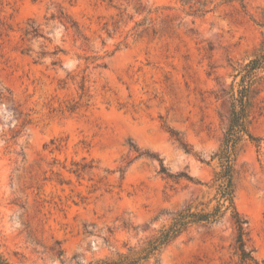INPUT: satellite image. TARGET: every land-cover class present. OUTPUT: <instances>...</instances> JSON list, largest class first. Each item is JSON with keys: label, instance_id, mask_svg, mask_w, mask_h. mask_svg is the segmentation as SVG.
<instances>
[{"label": "rangeland", "instance_id": "rangeland-1", "mask_svg": "<svg viewBox=\"0 0 264 264\" xmlns=\"http://www.w3.org/2000/svg\"><path fill=\"white\" fill-rule=\"evenodd\" d=\"M135 1L0 0V254L8 264L115 258L187 204L216 203L206 182L230 115L217 95L232 80L230 60L248 59L263 37L264 0H243L247 13L240 0L222 3L204 17L174 0H143L159 10L138 13ZM30 23L45 37L27 35ZM254 131L264 138V116ZM140 151L205 183L172 187L160 161ZM235 189L249 247L264 264V139L260 152L247 143L240 153ZM235 241L227 214L140 264H237Z\"/></svg>", "mask_w": 264, "mask_h": 264}, {"label": "trees", "instance_id": "trees-1", "mask_svg": "<svg viewBox=\"0 0 264 264\" xmlns=\"http://www.w3.org/2000/svg\"><path fill=\"white\" fill-rule=\"evenodd\" d=\"M179 3L183 10L195 17H204L210 11L215 10L222 3H232L236 0H174ZM136 11L138 13L152 14L158 12V8L149 7L143 0H136ZM243 10L247 13V7L240 0ZM147 20L146 18L143 19ZM137 22L142 25L145 22ZM264 27V20L258 22ZM27 35L43 36V31L39 25L30 23L25 30ZM62 48H57L52 52L53 64H61L58 55L63 52ZM232 80L221 88L217 96H226L229 102L230 115L223 139L218 151L211 160H218V169L214 170L210 182H206L210 187H216V193L212 200H216L215 205L209 208L199 207L194 204H187L182 209L173 213L172 220L168 226L164 225L157 234L149 238L140 247L129 246L128 252H117V257H108L87 264H140L144 260L154 258L158 262V254L164 248L187 232L194 225H211L221 221L227 214L230 215L236 227L235 249L239 257L237 264H263L249 247L248 219L240 212L235 201V176L236 165L240 153L247 143L253 144L260 152L263 136L254 131V125L264 116V34L260 43L256 46L253 54L242 61L230 60ZM85 89V84L81 86ZM79 108L77 103L68 105V110L74 112ZM171 136L177 140L186 151H191L190 144L184 140L180 132L172 127H168ZM139 151L138 148H135ZM148 156L157 158L160 161V173L172 181L171 186L179 183L182 179L202 182L194 178L187 171L173 173L165 165L158 154L148 151H140L137 157ZM204 161V160H203ZM78 172V169L72 170ZM0 264H8L0 254Z\"/></svg>", "mask_w": 264, "mask_h": 264}]
</instances>
